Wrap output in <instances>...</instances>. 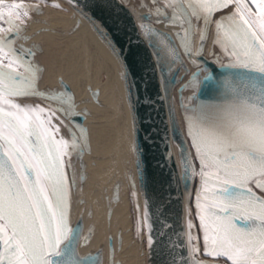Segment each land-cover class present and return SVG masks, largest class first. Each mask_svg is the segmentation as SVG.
I'll list each match as a JSON object with an SVG mask.
<instances>
[{
	"label": "snow or ice",
	"instance_id": "obj_1",
	"mask_svg": "<svg viewBox=\"0 0 264 264\" xmlns=\"http://www.w3.org/2000/svg\"><path fill=\"white\" fill-rule=\"evenodd\" d=\"M166 5L175 9L172 20L188 24L181 38L189 55L192 17L205 24L201 45L215 22V42L232 58L222 67L237 70L220 103L188 118L201 165L203 202L198 194L196 207L208 257L196 264H264V196L253 190L264 192V0H166ZM34 7L17 0L7 14L0 8V264H80L89 258H77L75 232L69 227L62 158L71 156L69 141L53 135L59 132L52 124L55 111L64 109L49 111L13 99L63 95L38 92L40 69L26 59L34 53L13 46L11 37L18 36ZM201 53L202 47L196 54ZM71 146L79 147L75 137Z\"/></svg>",
	"mask_w": 264,
	"mask_h": 264
},
{
	"label": "water",
	"instance_id": "obj_2",
	"mask_svg": "<svg viewBox=\"0 0 264 264\" xmlns=\"http://www.w3.org/2000/svg\"><path fill=\"white\" fill-rule=\"evenodd\" d=\"M69 1L93 17L108 33L117 46L128 73L145 175L144 181H141L142 207L140 208L138 192H135V201L138 207L140 230H142V223L145 228L147 264H196L198 258L190 251L194 247L193 240L188 238L189 235L193 237L191 228H188V222L195 171L190 162L189 152L184 149V144L178 146L183 151L184 173L179 168L175 154V142L178 140L179 132L173 100L174 82L179 71H175L171 83L164 82L156 53L145 37L144 30H148L159 40L164 39V34L151 25L147 15L135 4L126 3L125 0ZM226 14L227 12L221 13L217 20ZM163 18L166 21L169 17L164 15ZM191 22L194 26L190 34V47L193 54L189 55L185 46L183 52L198 67L207 69V73L198 80L196 115L201 107L206 111L212 110L211 105L220 103L224 99L228 82L235 79L231 73L237 70L222 67L228 63L219 64L210 55L195 53L194 17ZM185 25L187 29L188 24L185 23ZM19 37V35L13 37L14 41H17ZM33 43L39 50L43 49L40 42ZM19 45L30 49L23 43ZM26 59L29 57L26 56ZM199 73L200 71L196 70L180 85L178 88L180 95L186 87L197 80ZM40 77L41 74L37 73V78ZM59 82L72 102L75 95L70 84L62 77L59 78ZM36 90L53 95L52 89L51 93L47 92L45 88L39 86L37 81ZM99 93L100 89L92 91L94 96H98ZM54 101L63 102L59 98ZM84 111L88 115L91 113L88 108ZM81 126L85 129L84 125ZM85 141L90 152L92 145L89 136L86 135ZM112 211L110 207L108 215H111ZM150 235L151 247H149ZM109 260L110 264H121L120 261L115 263L112 243L109 248Z\"/></svg>",
	"mask_w": 264,
	"mask_h": 264
},
{
	"label": "rangeland",
	"instance_id": "obj_3",
	"mask_svg": "<svg viewBox=\"0 0 264 264\" xmlns=\"http://www.w3.org/2000/svg\"><path fill=\"white\" fill-rule=\"evenodd\" d=\"M62 3H61V2ZM46 0V2H40V0H24V3L26 5H34L35 7L32 8L29 12V14L34 13V16L29 21L26 31H32L36 30L37 28H41L42 26H49V27H55V28H63V31L58 36L60 39L65 42V44L72 50L78 51L81 54L82 61L85 65L88 67H91L92 70L95 71L97 80L102 81L104 84L103 89L104 93L109 100V103L111 105L115 121L117 122L121 134L126 135L125 144L127 147V150L129 152V155L132 159L133 157V146H132V136L130 134V118H129V105H128V97L127 93L121 85L120 77L118 76V73L112 68L109 61H105L102 55V48L98 44L96 36L92 32L89 31V29L86 26L85 20L82 18V16L75 11L73 8H71L66 2L63 0ZM128 1H134L136 6H141L143 3H150L155 9H160L161 12L164 14L161 15L162 19L164 15L168 16V14H174V7H168L166 5V0H128ZM17 2V0H5V4L3 6H0L5 11V14H7L8 6ZM53 5H59V7H54ZM40 9V10H39ZM38 10V11H37ZM230 11V9L228 10ZM160 12V13H161ZM227 12V11H225ZM167 13V14H166ZM223 12H218L214 15L213 21L217 20L218 17ZM195 20V42H194V49L195 53L202 47V53H205L206 55L212 56L213 59H215L219 64H226L231 61V57L225 53V51L222 49L220 44L216 43V25L215 22L210 24L206 29V40L203 42V45H201V33L205 30V24L203 19L197 20L194 17ZM28 21V19H26ZM4 26V25H3ZM75 29V30H74ZM78 31V32H77ZM81 31V33H80ZM77 34V35H76ZM167 37L164 34L165 40ZM168 45H167V51L166 56H168L169 59H178L180 61V64L177 68L179 71L178 76L180 77V82L176 83V88L174 92V98L179 100V103L177 104V114H176V121L178 126V132L179 137L178 140L175 142L176 145V152H177V158L179 159V162L181 164L182 173L185 171V165L183 161V151L178 148L180 145H185V148L190 155V162L191 165L194 166V169L196 170L197 174L201 170V165L199 158L196 153V149L193 146L192 143V137L189 135V117L195 115V104H196V97L195 99H189V95L194 93V91L197 93L198 88V80L207 73V69L205 67H198L196 64L191 62L184 54L183 48L184 43L182 41L181 37L174 36L172 38H167ZM69 42V45H68ZM199 70V76L197 77V80L195 81V84L193 89L188 92L187 97L183 100V104H180V94L178 93V87L186 81L191 75L196 71ZM132 126V125H131ZM128 139V140H127ZM82 162V161H81ZM130 159L126 158V161L123 163V167L117 166V172L118 177L114 178V174L110 177L104 178L99 182L98 185H91L90 186V192L94 196V198L97 199L98 203V220L100 221L102 217L105 215V212L108 215V211L110 206H112L116 201H118L123 196L126 198V202L128 203L126 205V214L128 216V219L124 222V227H127V229L123 232V230H119L117 235V245L116 247L121 248V245L123 243V240L125 238L124 234H127V249L125 251L124 258L128 260L129 264H144L143 260V251L140 253V248L143 249L146 248V238H145V228L143 225L142 230H140V224H139V217H138V207L135 201V192H138V190H141V182L140 184L137 183L134 172L131 170H128ZM80 169H78V176L79 180L81 181H88V171L85 169V167H82V163ZM79 168V166H78ZM133 168V167H132ZM126 169V178H127V184L126 187L124 185V181L122 179V175H124V170ZM123 171V172H122ZM87 178V179H86ZM91 182L93 183L97 181V177L95 174L92 173L91 175ZM203 182V181H202ZM199 185L203 186V183H200ZM210 186L211 183H210ZM103 188V189H102ZM99 189H101V192L99 194ZM257 192L258 195L264 196V192H260L257 189H253ZM77 192V185L74 187L72 193H71V201L70 204L73 203L75 193ZM102 193V194H101ZM82 202H85L84 197L80 198ZM92 208L87 209V211L84 213L83 210L82 218L79 222H75L70 219L71 225H74L75 230L78 226L79 235L82 234V231L85 227V222L88 217L92 215ZM105 211V212H104ZM96 227V224L93 221H89V229L91 230V233H93L94 228ZM77 231V233H78ZM115 232V231H114ZM142 234L144 237H142ZM78 236V235H76ZM82 236V235H81ZM193 240L194 247H198L200 249V252L196 254L198 260L204 261L205 258H207L203 254V246L201 238L198 234V232L195 233V236ZM77 241V238H76ZM102 246L99 248V252H96V254H88L87 256L82 257H88L86 261H80V264H110L109 260V248L110 243L113 244V250L115 253V245H114V236L109 235V237L106 239L104 238L102 240ZM141 245V246H140ZM121 262V261H120ZM122 263V262H121ZM146 264H147V257H146ZM219 264H225L224 260H221Z\"/></svg>",
	"mask_w": 264,
	"mask_h": 264
},
{
	"label": "flooded vegetation",
	"instance_id": "obj_4",
	"mask_svg": "<svg viewBox=\"0 0 264 264\" xmlns=\"http://www.w3.org/2000/svg\"><path fill=\"white\" fill-rule=\"evenodd\" d=\"M40 10V9H39ZM38 11V10H37ZM34 13L29 14L30 18H28V21H26L23 24H20V32H19V39L14 42V47L17 50L25 49L21 47L19 44L23 43L25 46L29 47L32 52L34 53L33 56H28L32 64L36 65L40 71L38 72L41 74L40 78H37L38 84L40 83L43 87H52L57 84L58 77L56 75V70H59L64 79L70 84L71 88L74 90L76 97L81 101L84 98H87V95H89L88 92V85L84 80L82 79V75L75 69L74 65L72 64V61H76V65L80 69V71H84L82 74H85L89 76L90 80L95 83V85L101 90L105 100L107 101V104L109 106V109H111L113 122L111 120H108L105 114L103 113V110L99 106L98 103H87L86 105L82 103L83 106H86L90 111V116L88 117V126L89 131L91 135V144L94 154L96 155L101 170L107 174L108 168L106 166L107 160L112 161L113 169L117 170V166L123 167L124 158L123 153L120 149V143L118 139L116 138V135L114 133V128L117 130L120 142H122L123 147L127 153L128 159L132 161L133 167H134V161L133 157L131 159L129 152L127 150L125 139L126 135L121 134V130L115 121V117L111 108V105L109 103V100L107 99L103 86L104 84L102 81L97 80L96 73L94 70H92L91 67H88L84 64L82 61L81 54L78 51L70 49L65 42H63L62 39H60L58 36L63 31V28H55V27H49V26H42L41 28H37L36 30L32 31H26V27L31 20V18L34 16ZM19 23V22H17ZM86 23V22H85ZM87 28L90 32L93 33V31L90 29L89 25L86 23ZM4 27H7L5 24ZM39 29H45L42 32H39ZM15 31V30H13ZM25 31V32H24ZM34 35L35 37L32 38H26V34ZM94 34V33H93ZM94 36H96L94 34ZM13 38V37H11ZM97 38V36H96ZM35 39V40H34ZM34 41L40 42L43 46L42 50H39L33 43ZM98 44L102 48V55L105 61H109L112 68L115 70L114 65L112 63V60L107 53L105 47L100 42V40L97 38ZM69 44V42H68ZM64 52L69 53L71 56V60H68L66 58V55ZM43 65V67H42ZM20 71H23V68L20 69ZM116 71V70H115ZM39 85V86H40ZM52 89V93H51ZM47 92L51 94L60 93L63 94L59 97L63 102H57L51 99H47L45 97H38V96H26V97H16L13 98L15 101L21 105H32V106H40L42 108H45L46 110H57V109H64V111H55V114L52 119V124L57 126L59 128V132H55L53 130L54 137L59 140L60 137H63L65 140L69 141V148L68 152L71 153V156H64L62 157L65 164V172L67 174L68 178V189H69V202L71 201V193L76 187L78 183V165L80 163L81 157L85 155L86 152H89L86 145V135L89 136L88 127L85 124V119L87 117V113L84 111V109H79L76 100L74 99L72 102H70V99L66 92L63 90V88L60 85L59 89L49 88L46 89ZM84 97V98H83ZM129 105V104H128ZM46 115V114H45ZM42 118H44L42 116ZM130 118V115H129ZM81 125L85 126V129L82 128ZM114 126V128H113ZM81 129L84 131L81 132ZM130 130H131V124H130ZM131 134V132H130ZM73 137H75L76 142L78 143V148H73L71 146V142L73 140ZM90 138V136H89ZM128 140V139H127ZM87 164H88V181H86L85 188L82 193L79 195V200L84 196L86 190L88 192V199L89 201L86 203L88 205V209L92 208V215L88 217L89 221H93L96 224V227L94 228V234L91 239L90 245L87 247V250H96L99 249L102 246V240L104 238H108L110 235L109 231V221L107 218V213L105 212V215L102 217V219L98 220V201L90 192V186L91 185H98L101 181V176H99L97 168L94 166V164L91 161L90 155L88 154L87 157ZM193 166V165H192ZM194 169V166H193ZM124 170V169H123ZM126 169L124 170V175H122L125 179L124 184L127 183L126 178ZM195 175L193 178V188H192V194H191V201H190V222L193 225L191 228L192 236H195V233L198 232L203 246V230L200 226V221L197 216V212L199 209L196 207V197L197 195H201L202 202H203V193H202V185H199L200 183H203L202 178L200 176V171L197 174L196 170ZM95 174L97 177L96 183L93 181L91 182V175ZM91 184V185H90ZM210 186V185H209ZM211 187V186H210ZM103 189V188H102ZM101 192V189H99V194ZM102 194V193H101ZM84 204V203H83ZM81 204H78V208L82 209ZM126 202L124 199L123 202V210L126 211ZM124 221L128 219V216L126 212L123 211ZM68 221H69V227L71 229H74V225H71L70 217L68 214ZM112 226H113V236L114 233L118 230V223L117 218L115 214L112 215ZM127 228V227H126ZM115 231V232H114ZM127 237V234H126ZM115 238V237H114ZM76 242V239H75ZM128 245V241L126 239V247ZM61 247H64L62 244ZM140 252V251H139ZM116 254L120 255V250L118 247H116ZM78 258V257H77ZM207 258H205L206 260ZM122 264H129L128 260L126 258L123 259Z\"/></svg>",
	"mask_w": 264,
	"mask_h": 264
},
{
	"label": "bare ground",
	"instance_id": "obj_5",
	"mask_svg": "<svg viewBox=\"0 0 264 264\" xmlns=\"http://www.w3.org/2000/svg\"><path fill=\"white\" fill-rule=\"evenodd\" d=\"M60 1V0H59ZM64 2H66L71 8H73L75 11H77L82 18L85 20V22L89 25L90 29L93 31V33L97 36V38L100 40V42L103 44V46L105 47L107 53L109 54L112 63L114 65V68L116 70V72L118 73V76L120 77V81H121V85L122 87H124L126 93H127V97H128V104H129V115H130V124L131 126V136H132V146H133V161H134V167L132 164V161L130 160V162L128 163L129 168L128 170H131L132 172H134V177L137 181L138 184H140L141 181H144V165L143 162L141 160V150H140V146H139V142H138V137H137V120H136V115H135V108H134V103H133V98H132V93H131V89H130V84H129V80H128V73L125 67V64L123 62V59L120 55V52L117 48V46L115 45L114 41L112 40V38L108 35V33L95 21V19L93 17H91L88 13H86L84 10H82L81 8H79L78 6H76L75 4H73L72 2H70L69 0H63ZM61 2V1H60ZM126 3H134V1H128L125 0ZM62 3V2H61ZM136 5V4H135ZM143 13H145L148 17V19L151 21V25L157 27V29L165 34V36L167 38H172L174 36H178L181 37V34L184 33L185 29H186V25L185 23H181L180 21H174L172 20L173 15L175 14H168L169 18L168 20H163L161 15L164 14V12L162 13H157V9H155V7H153L150 3H143L141 6H137ZM167 14V13H166ZM45 29H39V32L44 31ZM75 30V29H74ZM78 32V31H77ZM81 33V31H80ZM35 33L34 35L31 34H26V37L28 38H32L35 37ZM77 35V34H76ZM144 35L147 38L149 44L153 47L156 56H157V60L161 69V73L164 79L165 83H171L172 82V77L173 74L175 73V71H177V68L180 64V61L178 59H169L168 56H166V51H167V45H168V40L167 38L165 40H159L155 37H153L151 35V32H149L148 30H144ZM35 40V39H34ZM33 40V42H35ZM69 45V44H68ZM64 54L66 55V58L68 60H71V56L69 55V53L64 52ZM72 64L74 65L75 69L82 75V79L84 80V82L87 83L88 85V92L89 95H87V98H84L83 100H79L76 97V94L74 92L75 95V100H76V104L78 106L79 109H85L87 108L86 106H83V104H87V103H98L99 106L101 107V109L103 110V113L105 114V116L107 117L108 120H111V122H113V117H112V112L111 109H109V106L107 104V101L105 100L101 90L98 96H94L92 94V91L94 89H99L95 83H93V81L90 80L89 76L82 74L84 71H80V69L78 68V66L76 65V61L73 60ZM56 75L58 77V81L57 84L55 86L52 87H43L40 85V87L45 88V89H49V88H54V89H59L60 88V82H59V78H63L62 73L59 70H56ZM180 82V77L178 76L174 82V92H175V88H176V83ZM195 82H193L192 84H190L188 87H186L184 89V91L182 92L181 96H180V104H183V100L187 97L188 92L191 91L194 87ZM180 87V86H179ZM178 87V88H179ZM196 97V92L194 91V93H192L191 95H189V99H195ZM179 103V100L175 99L173 100V107H174V113L175 116L177 114V104ZM90 116L87 115L86 119H85V124L88 127V131H89V126L87 124V120L88 117ZM176 118V117H175ZM87 121V122H86ZM177 122V121H176ZM115 125V124H114ZM114 128V126H113ZM114 133L116 135V138L118 139L119 143H120V149L121 152L123 153V160L126 161V158H128L127 153L123 147L122 142H120L119 139V135L117 130L114 128ZM89 136L91 139V135H90V131H89ZM92 145V144H91ZM176 145H175V154L177 157V152H176ZM90 155L91 161L94 164V166L97 168L98 174L99 176H101V180H103L104 178L114 176V178L118 177V173L117 170L113 169V165H112V161L111 160H107L106 166L108 168V172L107 174L105 172H103L101 170L99 161L96 157V155L93 152V149L90 152H86L85 155L83 157H81L80 163H82V167L84 166L85 169L87 170L88 168V164H87V155ZM130 159V158H129ZM178 163H179V168L182 172L181 169V164L179 162V159L177 158ZM82 161V162H81ZM79 163V168L81 167V164ZM133 167V168H132ZM88 176V175H87ZM123 177V176H122ZM87 179V178H86ZM123 179V178H122ZM124 181V179H123ZM125 183V187H126ZM86 185V180L83 182L81 180L78 181L77 183V192L75 193L74 196V200L73 203L70 204V209H69V217L71 220L75 221L76 223L80 221V219L82 218V213L81 211L83 210V212L85 213L88 209V205H86V203L89 201L88 197V192L86 190L84 196L82 195V197H84L85 202H82L81 199L79 200V195L80 193L83 192L84 188ZM139 193V203H140V208L142 207V192L141 190H138ZM126 202V198L123 196L122 198H120L118 201L115 200L114 204L112 206H110L112 208V213L111 215H107L108 221H109V231H110V235L113 234V226H112V215L115 214L116 218H117V223H118V230L117 232L114 233V245H115V253H114V260L115 263L117 261H121L123 263V259H124V253L127 249L126 247V234L125 238L123 240V243L121 245V248H119L120 250V255L118 256L116 254V245H117V235H119L118 231L119 230H123V232L127 229L126 225H124V216H123V211L125 212V210H123V202ZM191 201V200H190ZM84 203V204H83ZM78 204L83 205L82 209L80 210L78 208ZM128 203L126 202V205ZM78 224H77V228L74 230L75 232V239L77 238V241L75 242V253L77 254L78 258H81L82 256H87L88 254H96V252H99V249L96 250H87V247L90 245L91 243V239L93 237V233H91V230L89 229V220L87 218L86 222H85V227L82 231V234L79 235V231H78ZM94 228V227H93ZM142 228H143V223H142ZM78 231V233H77ZM94 231V230H93ZM145 234V231H144ZM78 235V236H76ZM82 235V236H81ZM142 237L143 234H142ZM146 244V243H145ZM141 246V245H140ZM143 251V260H144V264H146V248L144 247L143 249L140 248V253ZM121 263V264H122ZM142 264V263H141Z\"/></svg>",
	"mask_w": 264,
	"mask_h": 264
}]
</instances>
